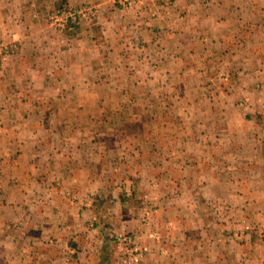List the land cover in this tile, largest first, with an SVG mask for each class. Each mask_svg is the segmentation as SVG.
Here are the masks:
<instances>
[{"label":"crops","instance_id":"crops-1","mask_svg":"<svg viewBox=\"0 0 264 264\" xmlns=\"http://www.w3.org/2000/svg\"><path fill=\"white\" fill-rule=\"evenodd\" d=\"M80 1L0 0V28L21 43L7 74H27L33 90H44L46 98L59 92L58 102L49 101L63 113L48 117L61 123L60 131L59 125L42 131L36 124L41 115L4 114L20 101L0 100V264L108 263L106 223L115 231L134 228L141 205L115 189L121 183L114 168L123 164L100 155L84 160L85 124L103 125L110 140L131 142L149 133L113 124L126 117L147 123L149 112L159 122L171 120L172 130L162 132L167 141L153 147L161 155L174 150L173 167L179 169L172 180L166 164L155 165L162 174L154 192L164 209L158 222L173 261L153 262L147 255L141 264H229L223 252L247 245L232 243L230 232L240 229L252 241L246 263L264 264V242L253 234L264 231V0H213L208 8H201L203 0H176L168 16L159 8L152 19L142 9H121L118 0H91L96 16L69 43L57 44L59 36L44 26L48 13ZM155 6L143 2V8ZM178 15H185L184 24ZM89 68L94 79L83 82ZM221 70L227 78L219 76ZM169 86L172 100L165 97ZM5 121L14 124L5 129ZM20 122L29 123L28 129H15ZM109 148L108 155L122 150ZM88 150L103 151L94 144ZM127 171L125 179L133 180L137 192L148 188L143 183L152 175L132 173L129 165ZM174 182L180 194L169 189ZM201 182L204 201L196 196ZM112 185L113 199L94 200L93 211H84L85 194L100 196ZM212 198L224 211L216 225L208 207ZM92 213L93 229L86 224ZM168 218L172 228L166 227Z\"/></svg>","mask_w":264,"mask_h":264},{"label":"rangeland","instance_id":"rangeland-1","mask_svg":"<svg viewBox=\"0 0 264 264\" xmlns=\"http://www.w3.org/2000/svg\"><path fill=\"white\" fill-rule=\"evenodd\" d=\"M156 4L155 7H158L155 9V7H146L143 8V2L144 0H138L136 1L132 6H125L122 4V0H118V3L123 10H139L142 9L146 12V15L149 18H154L157 16L161 8L163 11H161L162 14H166L168 16L173 10V6L176 2V0H153ZM214 1L213 0H203V3L201 8L205 7L208 8ZM70 11V13L75 12V17H71L67 20L62 19L61 23L54 21L52 19L53 15H59L61 12ZM80 12V13H79ZM97 10L96 7L93 4V1L91 0H83L80 1L78 4H65L62 5L60 8L53 10L48 13L44 26L47 30H53L59 38L56 40L58 41L57 44H67L69 43V39L76 33L77 28L84 22H90L95 16H96ZM180 19V23L184 24L186 22L185 15H178L177 17ZM263 28H261L262 30ZM21 50V43L18 39H16L13 36L7 35L3 32V30L0 28V79L5 77L7 74V63L12 64V59L17 58L20 54ZM157 63H152L150 68L153 70L158 69ZM90 68L88 71H85L84 76H82L83 82H92L91 80L94 79L90 77ZM14 70V75H8L7 78L4 79L3 82H0V100L4 102L12 101V99L16 100L19 99L18 105L14 106L12 109L8 105V108L6 109V113L4 114H12L15 116H26L35 114L41 115L42 120L39 123L41 127L39 128L42 131H55L58 130L59 125V131L61 128V123H55V120H49L48 117L50 116H61V107L60 106H52L51 101L58 102L59 95L57 96L56 93H59L57 91L53 92V95L48 96L46 98L44 94V90H33V82H30V77L26 75H16ZM87 72V73H86ZM219 76L222 78H227L228 73L226 70H221V73H219ZM129 80L134 82V76H130L129 74ZM137 79V78H136ZM138 81V79H137ZM256 89L259 88V84L255 85ZM7 89V90H4ZM168 91L165 93L166 98L169 100H172L174 98V95H172L171 86H169ZM48 99V101H46ZM243 102H248V96H242ZM47 102V103H46ZM27 103V104H26ZM53 104V103H52ZM63 109V108H62ZM65 109V108H64ZM171 107H168V111L171 113ZM264 111V110H263ZM132 114H137L138 112L135 111L133 108L131 109ZM264 113V112H263ZM151 112H149V122L139 124V122H127L128 118L126 117L121 123L113 124L116 125L119 130H129V127H132V130H136L139 126H141V129L143 132L144 130H147L149 134L148 138H137L136 140L133 139L131 142H128L127 139H111L105 138V135L103 134L102 128L103 125L98 126L96 123L89 122L88 124H85V130H84V160L85 161H95V158L100 155L102 160H108L111 163L118 162L123 165L120 167L118 165L117 168H114V174L116 177H118V181H120L121 184L118 186H115V189L117 192L121 195L122 198H128L133 201H136L137 199L140 201L141 205V213L136 218V222L134 224V228L130 230H122V231H115L113 227L110 226V224L106 223L105 225V236L106 239V250H107V264H120L119 262V255L116 249L115 245V238L119 234H136L139 236V242L142 244H145L148 247L147 252L143 255L142 259L138 264H141L143 259L147 256H153L151 257V260L153 262H165L168 260H172L174 258V255L171 251V246L166 242L164 234H163V227L160 225L158 220L163 217V206L159 205V195L155 193L154 191L159 187V181H157V174H162L160 171H157L155 168V165L160 163H164L168 166L167 169H165L164 173L170 176L173 180V176H175L176 167H173L174 163L177 162L176 157H178L176 152H173L172 149H167L166 153L161 155L162 152L157 153V150L154 149L153 146H156V144L159 146L163 142H166L165 138H162V132L165 130H172V122L169 118L164 119L162 122H159V120H155L153 117H150ZM10 122L5 121L4 127L7 128L6 124H9ZM11 124V123H10ZM14 123L12 122L11 125ZM9 125V128L12 126ZM70 126V124H67ZM84 125V124H83ZM29 127V123L22 124L21 122L16 125L15 129H21V130H27ZM3 130V125L0 122V132ZM38 130V129H36ZM139 133V132H138ZM91 144H94V147H101L103 151H98L97 154L91 153L88 148L91 146ZM111 144H115L116 146L121 147L122 150H120V154L116 155H108L107 150L110 149L109 147ZM146 144V145H145ZM131 148V149H128ZM144 152L141 153V150L144 149ZM103 156H106V158H103ZM184 163H186V159L183 160ZM127 165H129V168H131L132 173H138L137 170L141 172V174H148L152 175L151 177H147L146 182L143 184L147 185L146 190H141L137 192L134 188L133 180L131 182V178L125 179L127 175ZM141 165V166H140ZM152 165V166H151ZM140 166V167H139ZM179 166V165H178ZM178 168V167H177ZM136 171H135V170ZM179 169V168H178ZM181 170V169H180ZM183 171V170H181ZM168 176V177H169ZM167 177V178H168ZM154 178V179H153ZM166 178V179H167ZM125 179V180H124ZM130 179V180H129ZM148 181V182H147ZM176 182H174L169 188L170 190L173 189L174 195L177 193H181L178 185H175ZM182 189L186 192L187 186L186 184H181ZM145 186V185H144ZM162 187V186H160ZM165 187V186H164ZM178 188V190H176ZM198 193H196V196L201 200L204 201V183L201 182L197 186ZM114 188L113 185L110 187H106V190L101 193L100 196L94 197L91 194H85L84 195V203L86 204L88 202V205H85L84 211H93V205L94 200H101L103 203L108 202L109 200L113 199V195L115 194L113 192ZM172 191V190H171ZM215 195L212 194L211 197H214ZM99 197V198H98ZM136 197V198H135ZM207 198L205 197V200ZM211 205L208 204L209 212L212 213L214 224H218L219 221L216 219L220 216L218 210V199L212 198ZM207 202V201H206ZM113 204V203H112ZM90 219L88 222H86L87 227L93 229L94 223L96 221V218L94 214H91ZM174 220L172 218H168L165 221L167 228H172L174 226ZM165 227V225H164ZM242 231L232 233L230 232V236L232 237V243L237 242L236 244H245L246 246H243L245 248L244 250L238 249L236 250L235 246H229L227 251H224L227 262L229 264H247L248 257L246 254L251 255L253 253L252 241L249 240L248 234L245 230L240 229ZM253 233V232H252ZM254 235L258 236V239L260 242H264V231L260 232L258 234L253 233ZM251 236V234H250ZM249 236V237H250ZM248 238V239H246ZM103 244L102 242H100ZM230 243V242H229ZM202 246V245H201ZM203 249V247H202ZM201 249V250H202ZM213 256L216 257V253L213 251ZM244 254V255H243ZM153 258V259H152ZM174 259V262H178ZM251 259V258H250ZM181 262H186L185 260L181 259Z\"/></svg>","mask_w":264,"mask_h":264},{"label":"built area","instance_id":"built-area-1","mask_svg":"<svg viewBox=\"0 0 264 264\" xmlns=\"http://www.w3.org/2000/svg\"><path fill=\"white\" fill-rule=\"evenodd\" d=\"M138 0H122L125 6H132ZM80 13V12H79ZM76 13L70 11L61 12L59 15H53L54 21L60 22L62 19L75 17ZM69 17V18H68ZM115 245L119 255L120 264H138L148 247L139 242V236L136 234H119L115 238Z\"/></svg>","mask_w":264,"mask_h":264}]
</instances>
